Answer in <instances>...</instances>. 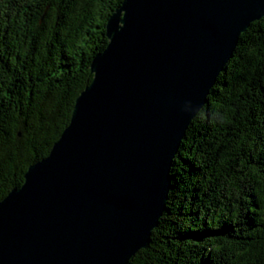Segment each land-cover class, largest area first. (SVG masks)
Returning a JSON list of instances; mask_svg holds the SVG:
<instances>
[{"label": "water", "instance_id": "water-1", "mask_svg": "<svg viewBox=\"0 0 264 264\" xmlns=\"http://www.w3.org/2000/svg\"><path fill=\"white\" fill-rule=\"evenodd\" d=\"M264 0H123L68 124L0 201V264H126L191 119Z\"/></svg>", "mask_w": 264, "mask_h": 264}, {"label": "trees", "instance_id": "trees-1", "mask_svg": "<svg viewBox=\"0 0 264 264\" xmlns=\"http://www.w3.org/2000/svg\"><path fill=\"white\" fill-rule=\"evenodd\" d=\"M123 0H0V201L47 156ZM190 120L147 247L126 264H264V15Z\"/></svg>", "mask_w": 264, "mask_h": 264}]
</instances>
